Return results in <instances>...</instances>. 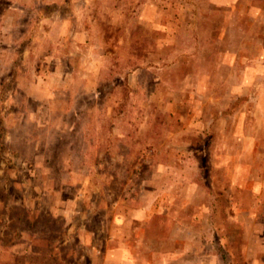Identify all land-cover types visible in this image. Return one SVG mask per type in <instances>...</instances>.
I'll return each mask as SVG.
<instances>
[{"label": "rangeland", "instance_id": "374dc122", "mask_svg": "<svg viewBox=\"0 0 264 264\" xmlns=\"http://www.w3.org/2000/svg\"><path fill=\"white\" fill-rule=\"evenodd\" d=\"M0 264H264V0H0Z\"/></svg>", "mask_w": 264, "mask_h": 264}]
</instances>
